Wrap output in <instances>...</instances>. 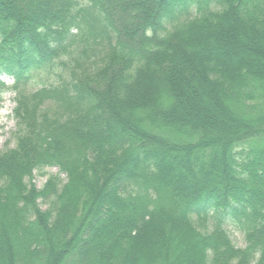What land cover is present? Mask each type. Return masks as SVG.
Returning <instances> with one entry per match:
<instances>
[{
  "label": "trees",
  "instance_id": "obj_1",
  "mask_svg": "<svg viewBox=\"0 0 264 264\" xmlns=\"http://www.w3.org/2000/svg\"><path fill=\"white\" fill-rule=\"evenodd\" d=\"M2 73L0 264H264V0H0Z\"/></svg>",
  "mask_w": 264,
  "mask_h": 264
},
{
  "label": "rangeland",
  "instance_id": "obj_2",
  "mask_svg": "<svg viewBox=\"0 0 264 264\" xmlns=\"http://www.w3.org/2000/svg\"><path fill=\"white\" fill-rule=\"evenodd\" d=\"M80 1L84 3L87 0H80ZM225 40L226 39H224V41ZM220 43L221 41L213 42L212 46L215 44L220 45ZM218 50L223 52L224 49L220 47V49ZM231 57L235 58L236 55L234 56L231 55ZM0 79L6 81L7 84H11L13 81L11 77H8L4 74L0 76ZM14 97H15V92L13 91H6L1 97L2 102L0 105V151L4 150L7 147H13L12 132L15 130V125H16V122L13 118V109L15 107ZM214 113L215 112H213L211 116H214ZM58 172H59L58 167H48L44 170L34 172L35 175L34 182L38 188H41L48 179L50 174H57ZM61 176L64 177V175ZM229 228L234 242L238 246H244L245 242H244L243 234L232 224L229 225Z\"/></svg>",
  "mask_w": 264,
  "mask_h": 264
}]
</instances>
